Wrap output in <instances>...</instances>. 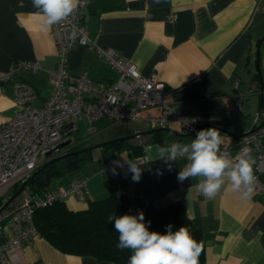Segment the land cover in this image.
I'll use <instances>...</instances> for the list:
<instances>
[{
    "label": "crops",
    "instance_id": "1",
    "mask_svg": "<svg viewBox=\"0 0 264 264\" xmlns=\"http://www.w3.org/2000/svg\"><path fill=\"white\" fill-rule=\"evenodd\" d=\"M37 11L32 0H0V71L15 61L36 62L38 70L21 71L17 79L32 86L38 96L35 105H42L51 92L49 74L55 70L56 46L51 29L43 26L45 18ZM78 13L93 47H73L67 63L70 74L86 72L98 82L115 80L116 70L94 48L111 49L131 61L144 78L162 84L169 103L180 113L201 116L204 125L199 130L215 126L223 144L233 145L251 129L260 99L264 103V40L258 54L261 80L256 61V45L264 35V0H80ZM240 94L243 99L236 108ZM17 110L12 85L0 84V128ZM160 113V108H149L138 115ZM126 121L112 123L104 117L95 122L97 132L90 136L94 141L84 143V148L93 147V161L53 185L65 188L76 176L86 179L84 196L67 198L66 207L81 210L88 200L108 195L98 159L101 148L110 145L117 198L129 214L142 211L146 217L164 203L179 202L204 234V264H264V199L255 190L250 199H243L227 185L209 198L197 188L198 179L179 183L177 174L187 161L169 162L170 169L164 161L150 162L145 148L173 141L190 143L195 135L181 137L188 132L180 123L171 122L165 129L139 136L150 131L144 119L132 121L138 124L135 129ZM127 136L132 137L113 142ZM239 146H231L229 154L234 155ZM139 157L146 161L139 165L141 179L133 182L126 160ZM260 178L264 180V174ZM7 264L114 263L62 253L36 235Z\"/></svg>",
    "mask_w": 264,
    "mask_h": 264
},
{
    "label": "built area",
    "instance_id": "2",
    "mask_svg": "<svg viewBox=\"0 0 264 264\" xmlns=\"http://www.w3.org/2000/svg\"><path fill=\"white\" fill-rule=\"evenodd\" d=\"M50 29L56 46V64L49 74L50 95L42 105H35L38 96L32 86L17 79L21 71L38 70L36 62L15 61L7 70L0 71V84L12 85V100L18 108L0 128V264L17 258L22 244L37 235L33 224L35 210L69 197L84 196L87 182L83 177L72 179L65 188L58 187L42 195L31 194L26 185L19 188L42 164L68 155L84 144L97 132L98 119L106 117L112 123L144 119L149 130L165 129L171 122H178L193 135L204 123L199 115L180 113L169 103L168 92L162 84L144 78L131 61L111 49L94 48L116 70L115 80L98 82L88 78L86 72L70 74L67 63L73 47H93L78 7ZM242 99L240 94L236 108ZM149 108H160V115L140 118L138 113ZM80 122L84 133L75 137L73 134L79 131ZM66 140H69L67 145L57 148ZM233 145L240 146L232 157L238 154L251 157L256 177L254 190L264 199V180L260 178L264 174V110L254 114L251 131L244 132ZM233 145L222 144L221 151L228 152ZM145 161L144 157L133 160L138 166Z\"/></svg>",
    "mask_w": 264,
    "mask_h": 264
},
{
    "label": "clouds",
    "instance_id": "3",
    "mask_svg": "<svg viewBox=\"0 0 264 264\" xmlns=\"http://www.w3.org/2000/svg\"><path fill=\"white\" fill-rule=\"evenodd\" d=\"M79 4L80 0H32V6L38 9L36 15L43 16V26L49 28L68 17ZM222 144L223 136L219 130L208 128L197 131L190 143L150 144L145 153L150 162L186 159L177 174V181L182 184L189 179H198L197 188L209 198H214L227 185L228 190L238 192L243 199H250L256 181L251 157L245 154L232 157L227 151H221ZM126 163L132 181L139 182L142 168L131 160ZM171 166L169 163L170 169ZM108 219L114 222V230L119 233L117 247L131 250L128 264H198L202 244L185 226L173 231V225H166L163 234L150 231L142 211L139 215L113 214Z\"/></svg>",
    "mask_w": 264,
    "mask_h": 264
},
{
    "label": "trees",
    "instance_id": "4",
    "mask_svg": "<svg viewBox=\"0 0 264 264\" xmlns=\"http://www.w3.org/2000/svg\"><path fill=\"white\" fill-rule=\"evenodd\" d=\"M84 146L85 144H82L73 151L84 148ZM131 147L137 149L135 145ZM109 150L110 145L101 148V155L98 159L104 172L102 183L108 191L105 198L88 200L84 209L76 211L69 210L64 200L58 201L46 208L35 210L33 224L37 235L62 253L88 256L114 264H128L131 250H120L117 247L119 233L114 230V222L108 219L113 214L117 216L129 214L117 198V185L110 166V155L114 154H108ZM91 161H93L91 150L77 155H65L56 162L39 167L36 174L26 183V188L31 194L42 195L58 188L59 186H53L57 181L77 173ZM148 221L151 223L148 224ZM145 223L150 231L162 234L167 230L166 225H173V231L185 226L191 236L202 244L198 264H204V234L188 218L181 203L172 201L162 204L145 217Z\"/></svg>",
    "mask_w": 264,
    "mask_h": 264
},
{
    "label": "water",
    "instance_id": "5",
    "mask_svg": "<svg viewBox=\"0 0 264 264\" xmlns=\"http://www.w3.org/2000/svg\"><path fill=\"white\" fill-rule=\"evenodd\" d=\"M262 40H264V35L261 36V38L259 39V41H258V43H257V45H256V54H257V59H256V61H257V74H258L259 79H260V74H259V69H258V60H259L258 54H259V46H260V43H261ZM260 80H261V79H260ZM260 89H262V85H260ZM259 108L262 109V110H264V103H262V99H260V107H259ZM202 125H204V124H202ZM202 125H200V126H202ZM200 126H199V127H200ZM210 126L215 128V126H212V125H210ZM199 127H198V128H199ZM219 129H220V128H219ZM160 130H162V129H151L149 132H144V133L139 134V136H140V135H144L145 133H150V132H153V131H160ZM249 131H251V129H250ZM228 134L232 135V133H230V132H228ZM179 135H180L181 137H187V136H191L192 134H191L190 132H188V133H183V134H179ZM131 137H132V136H127V137H124V138H119V139L113 140V142H116V141H123V140H128V139H130ZM68 143H69V140H66V141H64L63 143L59 144L57 148H62V147H64L65 145H67ZM92 149H93V147L80 148V149H78V150H76V151L70 152L69 155H77V154H80V153H83V152H85V151L92 150ZM49 153H50V152H48L47 155H49ZM63 157H64V156H59V157L52 158V159L48 160L47 162H45L44 164H42L41 167L46 166L47 164H50V163L56 162V161H58L59 159H61V158H63ZM37 171H38V170H36V171L32 174V176L35 175ZM26 183H27V182H26ZM26 183L22 184V185L20 186L19 190H21V189L26 185Z\"/></svg>",
    "mask_w": 264,
    "mask_h": 264
},
{
    "label": "rangeland",
    "instance_id": "6",
    "mask_svg": "<svg viewBox=\"0 0 264 264\" xmlns=\"http://www.w3.org/2000/svg\"><path fill=\"white\" fill-rule=\"evenodd\" d=\"M126 123V125L130 128V129H135V127H137V123H134V122H132V121H126L125 122ZM96 124H98L97 122H96ZM79 131L77 132V133H75V134H73V136H75V137H81L82 136V134L84 133V126H83V123L82 122H80L79 123ZM193 135H191V136H187L186 138H191ZM90 138V137H89ZM94 139L95 138H93V137H91L90 139H87V143H92L93 141H94ZM94 163V162H93ZM90 164V163H89ZM85 166V165H84ZM84 167H82L79 171H81L82 169H83ZM84 170V169H83ZM10 193H12V192H10Z\"/></svg>",
    "mask_w": 264,
    "mask_h": 264
}]
</instances>
